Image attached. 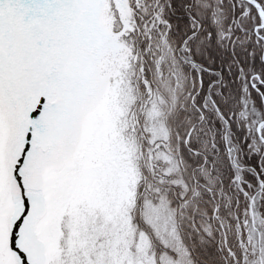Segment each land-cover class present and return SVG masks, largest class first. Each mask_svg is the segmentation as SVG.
<instances>
[{
	"label": "snow or ice",
	"instance_id": "snow-or-ice-1",
	"mask_svg": "<svg viewBox=\"0 0 264 264\" xmlns=\"http://www.w3.org/2000/svg\"><path fill=\"white\" fill-rule=\"evenodd\" d=\"M0 264H264V0H0Z\"/></svg>",
	"mask_w": 264,
	"mask_h": 264
}]
</instances>
